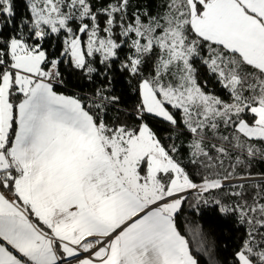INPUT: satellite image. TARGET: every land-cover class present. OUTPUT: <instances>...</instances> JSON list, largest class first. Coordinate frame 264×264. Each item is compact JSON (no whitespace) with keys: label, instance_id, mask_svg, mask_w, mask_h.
<instances>
[{"label":"snow or ice","instance_id":"obj_1","mask_svg":"<svg viewBox=\"0 0 264 264\" xmlns=\"http://www.w3.org/2000/svg\"><path fill=\"white\" fill-rule=\"evenodd\" d=\"M130 6L27 0L17 21L14 0H0V264H199L177 227L190 190L195 211L214 204L248 225L233 264H264V203L205 196L235 165L209 170L264 143V0H165L156 14ZM60 34L50 56L43 41ZM196 58L229 99L205 91ZM117 62L137 80L133 125L107 118L120 101L109 87ZM62 63L105 83L91 96L58 92ZM150 118L177 139L190 134L189 163L208 172L200 183Z\"/></svg>","mask_w":264,"mask_h":264},{"label":"trees","instance_id":"obj_2","mask_svg":"<svg viewBox=\"0 0 264 264\" xmlns=\"http://www.w3.org/2000/svg\"><path fill=\"white\" fill-rule=\"evenodd\" d=\"M108 2L109 0H93L96 8H101ZM14 3L17 21L29 15L27 0H14ZM164 3L165 0H131L129 12L135 11L137 7H140L141 10L147 7L149 11L156 14L162 11ZM100 19L103 21L104 17L101 16ZM117 31L119 30L117 29ZM7 32L8 30H5L6 35ZM62 41L63 34L53 35L43 41V46L49 55L54 57L62 50ZM127 52L128 49L125 47L121 52V59H123ZM194 66L197 68L198 80L201 84L204 85V82H207L204 85L205 91L212 92L223 99H229L227 91L217 81L216 76L208 71L199 58L195 59ZM60 70L64 84L56 85V90L67 95L80 94L81 96H91L94 94L95 89L105 83L102 75L96 76L94 74L93 79L89 80L83 72L73 69L70 65L62 63ZM144 70L147 72L148 67L145 66ZM109 76L114 77L109 86L111 94L119 96L120 101L115 106L109 107L107 118L111 121L118 117L119 121L127 122L129 125L139 123L134 115L135 107L139 102V94L136 90L137 80L127 72L121 71L118 62L112 71L109 72ZM150 126L162 138L163 143H175L180 146L178 153L180 159L184 161L187 171L192 176L194 182L200 183L201 177L207 175L208 172L189 163L190 152L187 145L191 140L190 134L185 130L183 135H179L178 139L175 138L177 133L173 132L171 126L159 118H150ZM170 135L173 139L168 138ZM253 143H255L256 148L261 150L255 156H248L246 151L234 150L231 153V159L224 160L223 168L209 171L221 174H224L226 171L233 172L231 165H235V170L230 178L264 176V143L259 141H254ZM237 156L240 157L241 163H237ZM239 185H242V187L225 186L221 190H212L210 193L205 194V196L220 197L229 205L242 204L245 201L251 205L254 203V198L259 203H264V180L245 181ZM231 192H240L242 196L225 195V193ZM195 203V195H188V202L182 206L183 210L178 214L177 227L181 234L189 240L190 248L193 250L199 264H208V254L218 264H233V253L241 245L248 225L239 223L236 214L219 213L214 204H200V210L197 212L190 207V205ZM198 226L200 235L193 238V234ZM189 229L193 231L190 232ZM201 247L204 251H197Z\"/></svg>","mask_w":264,"mask_h":264},{"label":"rangeland","instance_id":"obj_3","mask_svg":"<svg viewBox=\"0 0 264 264\" xmlns=\"http://www.w3.org/2000/svg\"><path fill=\"white\" fill-rule=\"evenodd\" d=\"M255 180H264V176L261 177H243V178H229L228 181L225 182V186H234L239 185L245 181H255Z\"/></svg>","mask_w":264,"mask_h":264},{"label":"built area","instance_id":"obj_4","mask_svg":"<svg viewBox=\"0 0 264 264\" xmlns=\"http://www.w3.org/2000/svg\"><path fill=\"white\" fill-rule=\"evenodd\" d=\"M193 193H194V191L193 190H190L188 195L193 194Z\"/></svg>","mask_w":264,"mask_h":264},{"label":"crops","instance_id":"obj_5","mask_svg":"<svg viewBox=\"0 0 264 264\" xmlns=\"http://www.w3.org/2000/svg\"><path fill=\"white\" fill-rule=\"evenodd\" d=\"M194 194V193H193Z\"/></svg>","mask_w":264,"mask_h":264}]
</instances>
